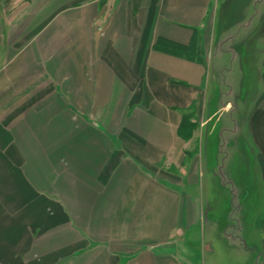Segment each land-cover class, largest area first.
I'll return each instance as SVG.
<instances>
[{
  "label": "crops",
  "instance_id": "0c3cea01",
  "mask_svg": "<svg viewBox=\"0 0 264 264\" xmlns=\"http://www.w3.org/2000/svg\"><path fill=\"white\" fill-rule=\"evenodd\" d=\"M245 72L261 90L222 125ZM218 148L242 171L224 231L264 264V0H0V166L16 157L48 218L18 233L19 264H200L185 234L210 220L198 169Z\"/></svg>",
  "mask_w": 264,
  "mask_h": 264
},
{
  "label": "rangeland",
  "instance_id": "374dc122",
  "mask_svg": "<svg viewBox=\"0 0 264 264\" xmlns=\"http://www.w3.org/2000/svg\"><path fill=\"white\" fill-rule=\"evenodd\" d=\"M231 58L232 56H228L225 63L230 65ZM239 79L240 78L238 77L237 81H239ZM259 89L260 85L255 77V73L245 72L243 79L244 93L239 100H237L236 105L232 106L230 105L231 95H226V92L229 89L223 87L221 101L222 103H226H223V106L219 109L222 115V125L227 124V126L233 127V124L230 121L232 117L231 113H233L234 117L238 119L244 116V109H246L245 106L250 105L249 102L253 100L255 93ZM211 90L212 88H210L209 91L211 92ZM192 125L193 124L190 123V127H192ZM231 153L234 152L231 151L230 148H222L220 152L218 148L216 151L217 160L213 162V160L209 159L204 163L202 160V164H200L198 169L199 186L196 189V192H199L200 194L199 206L201 211L206 214V218L210 220H207V222L205 221V226L201 227V229H199L198 226H195L188 231V233L185 234V238L189 236L190 240L185 243H190V245H187L191 247V252H194V255H198V253L201 255L202 261L200 264H261V261H258L254 256H248L247 254H245V256L242 255L244 252L246 253L247 249H245V246L242 245L239 239H237V236L239 235L241 239L243 237L245 238L246 232H243V228H241V232L243 233L240 234L236 232L233 227L231 229L233 231L228 232V236L224 231L225 227L222 225L225 219L228 218L226 211L222 209V204L223 202H226L231 195L232 189L235 185L239 187L241 182L242 171L234 166V164H236L234 161L226 162ZM255 195L256 193L252 192L248 193L247 199L240 198L238 212L241 210L244 211L245 202L247 204V209L250 208V204L252 205L254 202L256 203L257 198ZM213 221L215 222L213 223ZM226 223L231 226L237 225V217L234 216L231 220H227ZM247 248L249 251L252 250L251 244L248 243Z\"/></svg>",
  "mask_w": 264,
  "mask_h": 264
},
{
  "label": "bare ground",
  "instance_id": "6f19581e",
  "mask_svg": "<svg viewBox=\"0 0 264 264\" xmlns=\"http://www.w3.org/2000/svg\"><path fill=\"white\" fill-rule=\"evenodd\" d=\"M136 147L139 145L136 144ZM11 157L10 166H0V198L13 210H20L13 216L5 214L0 218V248L3 247L0 256L9 264H19L12 254L25 245L27 237L18 233L27 224H46L48 218L43 213L45 200L30 193L28 186L22 182L14 168L16 157L13 154Z\"/></svg>",
  "mask_w": 264,
  "mask_h": 264
},
{
  "label": "trees",
  "instance_id": "16d2710c",
  "mask_svg": "<svg viewBox=\"0 0 264 264\" xmlns=\"http://www.w3.org/2000/svg\"><path fill=\"white\" fill-rule=\"evenodd\" d=\"M156 48H164L165 51L173 52L177 55H187L189 54L190 50L192 49L191 45H181L171 41L166 40H158L155 45Z\"/></svg>",
  "mask_w": 264,
  "mask_h": 264
}]
</instances>
